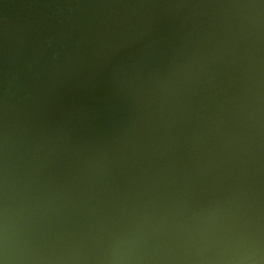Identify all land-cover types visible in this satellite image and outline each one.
<instances>
[{"label":"water","instance_id":"1","mask_svg":"<svg viewBox=\"0 0 264 264\" xmlns=\"http://www.w3.org/2000/svg\"><path fill=\"white\" fill-rule=\"evenodd\" d=\"M153 2L0 0V264H264V7L175 70L165 122L82 153L69 184L46 177L57 97Z\"/></svg>","mask_w":264,"mask_h":264},{"label":"rangeland","instance_id":"2","mask_svg":"<svg viewBox=\"0 0 264 264\" xmlns=\"http://www.w3.org/2000/svg\"><path fill=\"white\" fill-rule=\"evenodd\" d=\"M180 1L181 13L174 11L173 13L169 1L167 3L161 0L156 5L153 4L142 34L141 24L138 21L129 23L124 33L127 38H125L126 44L123 42L124 47L128 48L125 51L113 52L114 55L111 53L105 57L83 59L78 63V68L82 69L80 73L75 74V69L69 71V78L75 75L63 91L64 101L63 93L60 100L57 97L54 114L48 126L51 137L54 136L55 141L59 142L53 160H48L45 164V174L49 181L57 182L59 185L61 182L69 184L78 179L70 174L72 168H75L73 161L78 156L82 153L89 157L101 156L109 150L99 149L100 147L89 149L92 150L90 152L80 150L78 147L84 144L86 138H81L82 144H80V140H76L73 134H67L61 126L60 120L63 117L66 116L68 120L84 119L92 124L116 120L131 111L127 108L130 102L127 99L125 101L119 99L132 94L141 113L140 119L135 120L136 127L153 121L165 122L171 110L168 106V98L173 86L171 78L175 75V69H180V66L197 54L201 59L214 53L222 55L238 37L247 36L252 32L251 23L246 20L247 16L252 11L264 7V0H232L237 5L241 3V10L237 9L234 12L231 8V15L226 16L222 15L221 10L214 11L218 13L220 20H223L214 27L209 19L212 17V10L210 11L208 6L203 8L206 0ZM188 2L190 3L187 7ZM174 18H180L182 21L174 22ZM187 54L189 58L181 62L180 60ZM174 65L175 68L168 73L169 67ZM136 67L146 73L145 80H142L141 84L137 81L130 83V86L118 84L119 79L124 77L126 72L128 74ZM186 73L180 70V74L178 72L177 75L184 78ZM85 74L89 76L75 85L79 76L83 77Z\"/></svg>","mask_w":264,"mask_h":264},{"label":"flooded vegetation","instance_id":"3","mask_svg":"<svg viewBox=\"0 0 264 264\" xmlns=\"http://www.w3.org/2000/svg\"><path fill=\"white\" fill-rule=\"evenodd\" d=\"M159 1H161V0H154L153 4L156 5ZM166 1H167V3H168V1L170 2L169 5L172 6L171 7L172 12L173 11L176 13L182 12V10L180 9L182 6L181 5L179 6V4H181L180 0H165V2ZM205 2H206L205 3L206 5L203 8L205 9L206 6H208L210 11L212 10V12H211L212 17L209 19L211 20V23L213 24L214 27H216L217 25H219L223 22V20H220V16L218 15V13L214 12V11L221 10L223 12L222 15L226 16V15H231V12H230L231 8L234 9V12H236L237 9L241 10V7H240L241 3H239V5H237L235 2H232V0H206ZM189 3L190 2H188L186 4V6ZM163 4H165V3H163ZM176 21H182V19L180 20V18L179 19L174 18V22H176ZM186 58H189L188 54L184 58H182L180 61L184 62V60ZM85 68H88V67H85ZM89 68H91V67H89ZM174 68H175V65H174V67H169L168 73L172 72V70ZM80 71H81V69H78L79 73H80ZM145 74H146L145 71L141 72L140 68L136 67V68H134V71H131L128 74L126 72L125 76L122 77L121 79H119V81L121 83L118 81V84H123V86H130V83H132V82L134 83V81H137L138 84L139 83L141 84L142 80H145ZM86 76H89V75L85 74V75H83V77L79 76L77 82L75 81V85L80 84L81 80ZM122 81H123V83H122ZM178 83L179 82H177V84ZM107 87L110 88L108 85H107ZM174 89H172L170 91V97L168 98V102L172 99L173 95L175 94ZM64 95H65V92H63V99H62L63 101L65 99ZM125 99H127V101L130 102L129 107H127V108H130L129 110H131V111L128 110L130 113H127L125 115H121L116 120L107 121L105 123L92 124V123H89V121L84 120V119L68 120L67 117L65 116L60 120L61 126L63 129H65L67 131V134L68 133L73 134L72 136L76 137V140H78V141L80 140V144H82L81 138H83V137L86 138V140H84L85 141L84 144L78 147L80 150H82V149H84V150L95 149L97 147L105 148V147L115 145L123 136H125L135 126V123H136L135 120L140 119L139 116L141 113L138 110L139 107L137 108V106H136L134 95H132V94L130 96L127 95L126 97H122L119 100L125 101ZM122 108H124V107H122ZM92 127H94V129ZM88 129H90V130H88ZM92 137H94V139H92Z\"/></svg>","mask_w":264,"mask_h":264}]
</instances>
